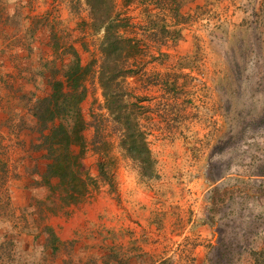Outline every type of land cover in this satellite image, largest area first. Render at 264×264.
Instances as JSON below:
<instances>
[{
  "label": "rangeland",
  "instance_id": "1",
  "mask_svg": "<svg viewBox=\"0 0 264 264\" xmlns=\"http://www.w3.org/2000/svg\"><path fill=\"white\" fill-rule=\"evenodd\" d=\"M105 2L132 42L106 64L103 10L0 0V264H122L129 252L135 264H254L264 250V0ZM74 52L86 94L62 119L82 137L88 197L78 202L104 193L147 223L101 234L111 244L99 248L98 235L79 229L62 242L47 224L78 202L66 205L46 174L33 117ZM101 67L130 70L121 112L107 109ZM134 133L144 146L131 150ZM128 235V247L113 242Z\"/></svg>",
  "mask_w": 264,
  "mask_h": 264
},
{
  "label": "trees",
  "instance_id": "2",
  "mask_svg": "<svg viewBox=\"0 0 264 264\" xmlns=\"http://www.w3.org/2000/svg\"><path fill=\"white\" fill-rule=\"evenodd\" d=\"M93 13L103 10L106 13L105 19L101 22L100 28L104 31V41L102 55L104 64L109 58L115 62H120L122 52L127 44H132L130 39H124L117 31L115 17L111 16V4L105 0H85ZM105 6V7H104ZM98 7V8H97ZM114 24V25H113ZM74 65L64 73L65 81H57L52 86L50 95L42 98L33 108V117L39 126L40 137L42 138L41 148L46 151V174L57 182V185H63L69 201L66 205H72L75 202L87 196L86 177L79 169V161L82 157V151H75L77 146H81L82 137L74 135L68 130L62 117L73 111L84 99L86 91L78 80L82 77L78 54L73 53ZM127 72L125 67H101L100 84L103 91V97L108 111L121 112L119 104H122L120 97V81ZM75 73V74H72ZM78 74V75H77ZM120 88V89H119ZM120 98V99H119ZM60 120V121H59ZM57 121H59L57 123ZM129 122V117L126 118ZM131 150L141 143V135L129 134ZM137 137H140L138 139ZM142 145V143H141ZM139 145V146H141ZM144 146V145H142ZM141 146V147H142ZM83 187L82 192L76 191L77 186ZM254 264H264V250L254 256Z\"/></svg>",
  "mask_w": 264,
  "mask_h": 264
},
{
  "label": "crops",
  "instance_id": "3",
  "mask_svg": "<svg viewBox=\"0 0 264 264\" xmlns=\"http://www.w3.org/2000/svg\"><path fill=\"white\" fill-rule=\"evenodd\" d=\"M15 191L16 193H19L21 191L26 192V190L22 188L16 189ZM27 191L30 192V189H27ZM103 196H105L106 198H102ZM144 204L145 202L143 201L139 206L143 207ZM122 206H125L126 210L123 209ZM132 206L133 205L131 203H127L124 201L122 203H119L118 201L115 202L110 197H107L104 193L96 192L92 193L91 196L87 198V200L78 202L77 204L65 209V213H69V216L64 215L65 217L62 216L61 218H52L47 224L53 228L57 238L62 242L71 239L72 234L75 231H78L79 229H85L89 233V236H92L91 240L94 239L96 235H98L99 248V242H102V244H111V240L106 242L101 234H106L109 231L111 232V236H113V234H115L116 232L124 230L126 231V229H128V223L133 220H137L140 224H142L143 227L147 228V223L143 221V219H140V217H144V213L133 211ZM149 234L150 231L146 233V236H149ZM133 236L134 235H132V238L131 235L122 238L120 236V238L118 239H113V242L120 245L117 241L120 240L125 247H128L131 240L135 239V236ZM149 242L150 240L146 242L147 245L144 247H148ZM141 247L143 246L141 245ZM137 254L140 253L129 252L128 256H130V258H128L127 260H123V263L121 261V263L135 264ZM99 257L101 258V256ZM138 263L140 264V261Z\"/></svg>",
  "mask_w": 264,
  "mask_h": 264
}]
</instances>
